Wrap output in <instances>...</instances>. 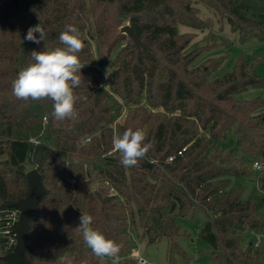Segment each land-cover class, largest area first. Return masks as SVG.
I'll return each instance as SVG.
<instances>
[{
    "label": "trees",
    "instance_id": "1",
    "mask_svg": "<svg viewBox=\"0 0 264 264\" xmlns=\"http://www.w3.org/2000/svg\"><path fill=\"white\" fill-rule=\"evenodd\" d=\"M195 3L213 10L239 42L264 40V15L251 13L243 0H0V215L28 195L29 170H37L45 190L38 216L29 220L28 264H101L78 228L82 213L121 245L119 264H135L131 228L147 246L165 240L166 264H177L176 256L185 259L179 243L185 234L175 219L197 209L205 215L198 235L210 264H261L264 169L251 166L264 165V97L235 95L264 89V75L255 73L264 54L240 55L213 80L221 58L191 66L200 49L187 51L195 35L177 26L212 27ZM125 22L146 48L120 32ZM40 23L45 39L26 41L29 27ZM68 25L81 32L85 66L74 89L78 117L57 121L50 99H17L12 82L34 62L33 50L62 47L58 37ZM105 66L111 77L101 88ZM128 128L143 130L153 145L130 168L112 153L113 134ZM230 130L234 147L225 145ZM251 173L258 194L241 200L237 179ZM245 232L251 239L243 245ZM6 239L0 235V264L13 248ZM104 264L113 261L106 257Z\"/></svg>",
    "mask_w": 264,
    "mask_h": 264
},
{
    "label": "clouds",
    "instance_id": "2",
    "mask_svg": "<svg viewBox=\"0 0 264 264\" xmlns=\"http://www.w3.org/2000/svg\"><path fill=\"white\" fill-rule=\"evenodd\" d=\"M45 35V29L40 23L29 27L24 39L39 44L45 39ZM58 40L62 47L32 51L31 58L34 62L18 72L12 82V93L17 99L25 101L50 99L53 102L50 113L52 118L57 121L75 120L78 117L75 105L81 97L75 94L74 89L81 84V69L85 66L78 54L84 49L85 44L81 32L72 25L66 26L59 34ZM145 141L146 133L141 129L128 128L122 134L114 133L112 153L120 154V162L124 167H133L138 160L145 158L153 147L150 142ZM261 168L262 165L258 161L253 164L254 170ZM92 223L93 217L82 213L78 228L82 231L86 246L100 259L101 264H104L106 257L111 258L113 264H119L121 245L91 227ZM138 264L149 262L141 256L138 257Z\"/></svg>",
    "mask_w": 264,
    "mask_h": 264
},
{
    "label": "rangeland",
    "instance_id": "3",
    "mask_svg": "<svg viewBox=\"0 0 264 264\" xmlns=\"http://www.w3.org/2000/svg\"><path fill=\"white\" fill-rule=\"evenodd\" d=\"M253 14L264 15V2L256 0H243ZM199 9L200 16L210 18L212 20V27L204 29L203 31L192 30L183 25H178V32H192L194 39L192 46L188 48L189 52H199L191 61V66H196L202 61L207 59L221 58L218 67L210 73L209 79L221 77L231 71L236 59L242 55L247 60L252 59L259 54H264V40H251L244 43L239 42L236 33L231 32L225 22H221L213 10L208 9L206 6L195 3ZM128 24L123 23L122 26ZM217 43V44H216ZM114 54L112 55V57ZM96 65H100V61H95ZM104 74V82L101 88H106L111 77V70L108 67L102 68ZM257 75H264V65H260L255 70ZM237 99H251L254 97H264V89H250L240 94H236ZM234 132L230 130L227 133L225 145L234 147ZM237 182L242 187L240 195L241 200H246L252 192L258 194V184L256 182L255 173L245 176L244 178L237 179ZM264 197V195H262ZM264 212V203L263 208ZM205 215L201 210H195L192 216L188 215L183 218H176V224L179 226L180 231L185 234V238L179 241L180 246L185 254V259L176 256L177 264H210L209 261V248L205 242L199 238V230L204 222ZM251 239L248 232L243 233V245ZM130 240V257L136 261L138 257H144L148 260L149 264H166V251L167 243L165 240L157 241L154 244L146 245L140 241L137 232L131 228L129 230ZM261 264H264V255L261 258Z\"/></svg>",
    "mask_w": 264,
    "mask_h": 264
},
{
    "label": "water",
    "instance_id": "4",
    "mask_svg": "<svg viewBox=\"0 0 264 264\" xmlns=\"http://www.w3.org/2000/svg\"><path fill=\"white\" fill-rule=\"evenodd\" d=\"M122 34L128 35L136 48H146V46L137 38L134 32L126 24L120 28ZM26 182L28 187V195L10 205L18 211V219L16 228L13 231L15 236V244L7 255L2 256L1 260L5 264H28L25 259V252L29 249L27 245V234L29 231V220L31 217L38 216L37 205L45 194V190L41 184L39 173L36 169H31L26 173ZM86 185L92 191L89 181Z\"/></svg>",
    "mask_w": 264,
    "mask_h": 264
},
{
    "label": "built area",
    "instance_id": "5",
    "mask_svg": "<svg viewBox=\"0 0 264 264\" xmlns=\"http://www.w3.org/2000/svg\"><path fill=\"white\" fill-rule=\"evenodd\" d=\"M257 161H254L252 163L251 169L253 172H259L262 169H264V165H262L261 169L254 170L253 164H255ZM70 184H74V180L70 181ZM17 219H18V211L16 209H11L9 211H6L3 215H0V235H5L7 237L6 244L7 246H14L15 244V236L13 234L14 229L17 225ZM260 241V237L256 236L254 241V246H257V244ZM135 264H138V259L135 261Z\"/></svg>",
    "mask_w": 264,
    "mask_h": 264
}]
</instances>
